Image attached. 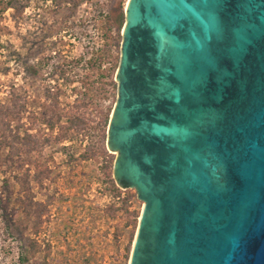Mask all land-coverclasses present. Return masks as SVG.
Here are the masks:
<instances>
[{"label":"water","instance_id":"water-1","mask_svg":"<svg viewBox=\"0 0 264 264\" xmlns=\"http://www.w3.org/2000/svg\"><path fill=\"white\" fill-rule=\"evenodd\" d=\"M124 15L107 147L143 201L129 264H264V0Z\"/></svg>","mask_w":264,"mask_h":264},{"label":"rangeland","instance_id":"rangeland-1","mask_svg":"<svg viewBox=\"0 0 264 264\" xmlns=\"http://www.w3.org/2000/svg\"><path fill=\"white\" fill-rule=\"evenodd\" d=\"M127 1L0 0V264L130 262L143 201L117 183V153L107 147L123 28L118 37L116 18ZM101 48L108 62L91 68ZM113 65L115 86L100 76ZM75 116L86 124L69 126ZM24 132L35 148L17 141ZM28 199L39 218L26 217Z\"/></svg>","mask_w":264,"mask_h":264},{"label":"trees","instance_id":"trees-1","mask_svg":"<svg viewBox=\"0 0 264 264\" xmlns=\"http://www.w3.org/2000/svg\"><path fill=\"white\" fill-rule=\"evenodd\" d=\"M102 19L104 20L105 24L109 25L111 23L112 17L109 14H106V15H103ZM116 20H117V24H118L116 33L118 34L120 32V29L122 28V26L124 24V13H123L122 7H120V9H119L118 16H117ZM108 36L111 37V35H108ZM117 36L119 37V34ZM108 56H109V54H108V49L107 48L106 49H102V48L101 49H97L95 51V55L91 56L90 59H89L90 60L89 63L92 65L91 68H93L94 65L102 67V65L104 63L108 62L107 61ZM48 60H49V57H46V59H45V61H43V63L38 64V66L34 69V72L35 73L39 72L41 66L43 64H45L46 62H48ZM30 68L31 67H29V70H30ZM114 71H115V65H113L112 67H108L107 69H104L100 73V76H104V75L108 76L110 78V83L113 86H115V83L112 80ZM47 95L51 96V93H47ZM18 99L19 98H17V101H18ZM52 99H53V101L55 103L57 102V97L56 96H52ZM79 106H82V105H79ZM23 107H24L23 104H20L18 110L23 109ZM46 116H48V115H46ZM56 120L57 121H54L55 123L60 120V116L59 115L56 116ZM46 121L48 122V124L50 126H53L54 122L51 119L50 120L46 119ZM106 122H107V119L104 118L103 119V124H105ZM74 124H76V125H85L86 123L84 122V119H82V117L75 116V117L69 119V126L70 125L72 126ZM68 130H69V128L67 126H64L63 128H61L60 133L57 134L58 137H55L54 139L56 141H60L65 136V134L68 133ZM17 141H20L22 146H27V147L31 146L32 149L35 148V146H37V140H35L33 138V136L30 133H28V132H24L23 136L17 135ZM34 165L37 167L40 164L37 163V162H34ZM115 188H116L117 191H119L117 187H115ZM25 205H26V208H28V211L26 213V217L27 218H30V215H32V214H34L36 218H39V214H41V212H42V210H41L39 205L34 204L33 202L30 203L29 199H28V203H25ZM36 218H35V221H33V225L34 226L37 224ZM7 219H8L9 224H11L13 226L14 225L13 219H9V217H7ZM24 258H26V257H24Z\"/></svg>","mask_w":264,"mask_h":264},{"label":"bare ground","instance_id":"bare-ground-1","mask_svg":"<svg viewBox=\"0 0 264 264\" xmlns=\"http://www.w3.org/2000/svg\"><path fill=\"white\" fill-rule=\"evenodd\" d=\"M128 3H129V0L127 1L126 5H125V9H127Z\"/></svg>","mask_w":264,"mask_h":264}]
</instances>
